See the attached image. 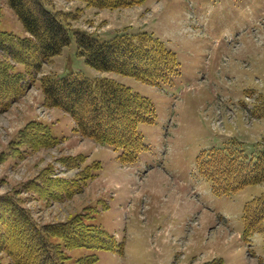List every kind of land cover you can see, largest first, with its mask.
I'll list each match as a JSON object with an SVG mask.
<instances>
[{
  "label": "rangeland",
  "instance_id": "obj_1",
  "mask_svg": "<svg viewBox=\"0 0 264 264\" xmlns=\"http://www.w3.org/2000/svg\"><path fill=\"white\" fill-rule=\"evenodd\" d=\"M46 2L65 16L70 31L101 40L141 33L156 38L175 54L179 75L154 86L96 71L71 38L0 111V198L20 199L40 226L85 215L113 237L108 251H65L69 264H204L214 258L223 264H264V233L246 242L242 221L245 204L264 194V182L216 196L196 168L202 150L227 148L256 158L264 148V0H143L117 9ZM0 30L26 36L5 0H0ZM16 69L24 71L22 65ZM68 74L111 79L151 101L155 122L138 127L147 150L136 163L120 164V151L81 136L68 114L45 106L40 79ZM34 122L58 143L23 145ZM87 168L91 178L83 190L59 201L41 199L26 187L41 175L73 180ZM34 249L32 240L20 250L32 256Z\"/></svg>",
  "mask_w": 264,
  "mask_h": 264
},
{
  "label": "trees",
  "instance_id": "obj_2",
  "mask_svg": "<svg viewBox=\"0 0 264 264\" xmlns=\"http://www.w3.org/2000/svg\"><path fill=\"white\" fill-rule=\"evenodd\" d=\"M66 1H82L88 7L98 9L139 6L143 2ZM5 2L18 18L26 36L18 37L0 30V111L7 110L22 95L23 85L32 82L45 64L52 63L54 57L70 44L71 38L76 42L78 55L96 71L128 76L154 86L179 75L175 54L146 33L131 38L119 35L111 40H101L86 31H70L65 16L52 11L46 0ZM18 65L24 67L23 72L17 71ZM40 89L45 106L68 114L76 126V133L120 151L117 158L120 164L133 165L139 154L147 150L138 127L155 122L154 108L149 99L132 93L111 79L90 81L78 74L60 78L46 75L40 79ZM45 128L41 123H31L27 135L21 138L23 145H56L57 139ZM77 159L83 162L82 156ZM196 168L199 175L210 182L214 195H232L247 186L264 182V148L256 158L236 154L227 148L202 150L196 158ZM89 178L91 175L87 168L86 175L80 174L73 180L50 179L41 175L26 187L41 199L59 201L83 190ZM20 202L14 197L8 200L0 198V264H69L65 251L76 248L108 251L115 245L113 237L91 225L85 215H77L66 223L40 226ZM242 221L246 242L254 234L264 233V194L245 204ZM23 238L27 241L23 242ZM32 240L35 242L33 255L23 254L20 249ZM93 261L94 258L88 263ZM204 264L223 262L214 258Z\"/></svg>",
  "mask_w": 264,
  "mask_h": 264
},
{
  "label": "bare ground",
  "instance_id": "obj_3",
  "mask_svg": "<svg viewBox=\"0 0 264 264\" xmlns=\"http://www.w3.org/2000/svg\"><path fill=\"white\" fill-rule=\"evenodd\" d=\"M8 214V213H7ZM16 221V220H15ZM9 233V232H8ZM24 233V232H23ZM71 233V232H70ZM18 234V233H17ZM9 236V235H8ZM10 239V238H9ZM9 241V240H8ZM11 241V240H10ZM41 251V250H40Z\"/></svg>",
  "mask_w": 264,
  "mask_h": 264
}]
</instances>
